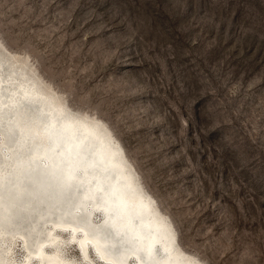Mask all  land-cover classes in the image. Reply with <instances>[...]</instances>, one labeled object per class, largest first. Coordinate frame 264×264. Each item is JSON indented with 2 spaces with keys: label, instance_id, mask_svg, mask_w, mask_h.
Masks as SVG:
<instances>
[{
  "label": "rangeland",
  "instance_id": "1",
  "mask_svg": "<svg viewBox=\"0 0 264 264\" xmlns=\"http://www.w3.org/2000/svg\"><path fill=\"white\" fill-rule=\"evenodd\" d=\"M0 40L72 108L109 124L184 249L204 264H264V0H0ZM73 198L35 218L43 239L56 212L81 209ZM81 201L110 232L98 204ZM7 232L0 255L37 264L36 245ZM59 234L63 255L87 264Z\"/></svg>",
  "mask_w": 264,
  "mask_h": 264
},
{
  "label": "bare ground",
  "instance_id": "2",
  "mask_svg": "<svg viewBox=\"0 0 264 264\" xmlns=\"http://www.w3.org/2000/svg\"><path fill=\"white\" fill-rule=\"evenodd\" d=\"M0 46V143L6 148L0 149V232H19L26 250L36 245L37 264H75L62 253L60 231L69 234L87 264H93L92 249L106 264H204L182 247L172 219L144 187L109 124L99 116L72 108L27 60L18 61L6 52L1 40ZM20 63L26 66L21 69ZM52 156L54 161L50 164ZM24 162L25 167L19 168ZM45 168L46 175L52 176L47 178L37 172ZM77 170L83 171L77 177L85 188L80 200L73 187L76 183L71 186L77 180ZM41 174L51 186L58 180L67 185L71 196H77L69 206L81 207L76 214L69 211L67 217L56 212L48 239H43L34 223L36 217L54 213L52 208H46L53 196L44 202L36 198L41 195L37 185ZM3 191L7 196L1 198ZM15 196H25L15 213L23 206L29 205L30 210L5 221L6 210ZM80 201L98 204V211L105 217L103 226L110 232L89 220L92 208L82 207L84 203L79 204ZM77 214L86 216L87 222L79 221ZM0 259V264H12L1 255ZM24 259L28 261L29 255Z\"/></svg>",
  "mask_w": 264,
  "mask_h": 264
},
{
  "label": "water",
  "instance_id": "3",
  "mask_svg": "<svg viewBox=\"0 0 264 264\" xmlns=\"http://www.w3.org/2000/svg\"><path fill=\"white\" fill-rule=\"evenodd\" d=\"M26 102L25 105H28V106H32L31 103L27 102V101H24ZM24 104H22L21 106H23ZM18 132V131H16ZM11 133V131H10ZM54 161L53 159V156H52V159H50L49 163L51 164V162ZM25 164H27L26 162L24 163H20L19 164V168H22ZM25 167V166H24ZM47 168L44 169V171H37L39 173H42L44 176H46L47 178L52 176V175H46V170ZM35 171H33L32 175L34 174ZM37 173V174H39ZM41 174V179L37 182L39 185V188H41V191H40V194L38 197V200H40L41 202H44V200L47 198V197H51L53 196V199L51 202H49L50 204V209L53 207H55L56 209H63L67 206V203L69 201V199L72 197L71 196V189H69V187L67 185H65L62 181L58 180V183L55 184V185H49L48 184V179H46L45 177H43ZM31 177V175H30ZM25 180H28L27 178H25ZM22 191V190H21ZM51 195V196H50ZM7 194L5 193V191H3V193L1 194V198H4L6 197ZM25 198V196L21 197V196H15L13 201H11L8 205V209L6 210V215H5V221L7 220H11V219H17L19 217V215L23 214V213H26L27 211L30 210V208L28 206H23L21 207V209H19V212L18 213H15V207L17 206L18 203H20L21 201H23ZM29 209V210H28ZM71 219V217H70ZM78 219H81L80 217H78ZM39 224V223H38Z\"/></svg>",
  "mask_w": 264,
  "mask_h": 264
}]
</instances>
